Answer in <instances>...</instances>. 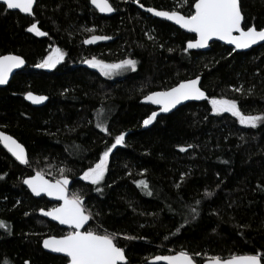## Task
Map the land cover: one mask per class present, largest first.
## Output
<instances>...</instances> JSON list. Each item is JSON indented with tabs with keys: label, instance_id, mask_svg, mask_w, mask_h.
<instances>
[{
	"label": "trees",
	"instance_id": "16d2710c",
	"mask_svg": "<svg viewBox=\"0 0 264 264\" xmlns=\"http://www.w3.org/2000/svg\"><path fill=\"white\" fill-rule=\"evenodd\" d=\"M110 2L116 9L110 16L91 0H37L32 16L0 4V55L18 54L27 62L0 88V129L18 139L29 158L23 166L0 145V221L7 225L0 228V264H68L42 247L45 237L69 229L40 215L54 204L25 187L36 171L74 179L71 192L85 198L92 216L86 230L118 234L127 264H151L158 254L182 250L199 254V264L264 257V122L241 124L229 112L214 113L210 103L213 97L236 100L245 115L264 114V44L237 52L213 42L205 52L184 51L195 36L138 4L189 15L195 0ZM241 8L244 27L264 28V0H241ZM33 23L47 35L28 31ZM92 35L110 39L84 43ZM55 46L64 61L53 70L37 67ZM93 57L137 65L110 79L84 63ZM199 75L206 101L188 103L143 129L154 110L141 102L144 96ZM28 92L46 95L47 103L33 106L25 100ZM120 133L125 142L112 149L103 181H85L83 173Z\"/></svg>",
	"mask_w": 264,
	"mask_h": 264
},
{
	"label": "snow or ice",
	"instance_id": "6c2138e0",
	"mask_svg": "<svg viewBox=\"0 0 264 264\" xmlns=\"http://www.w3.org/2000/svg\"><path fill=\"white\" fill-rule=\"evenodd\" d=\"M139 2V0H137ZM9 10L19 9L24 13L31 14L34 0H2ZM91 3L102 13H111L116 9L110 3V0H91ZM140 7H144L143 4ZM194 12L189 15H182L178 11H161L154 8H148L147 11L154 13L156 16L164 17L175 21L176 24L182 28L196 34L195 40H190L184 51L189 49H200L208 46V42L214 37L221 41H227L235 46V49H245L250 46L264 41V28L257 30L255 26L242 27L244 16L238 0H195ZM30 32H35L38 36L47 35L42 32L36 23H33L28 29ZM88 31H92L88 29ZM238 33V34H234ZM110 37L92 35L86 39L84 43L92 44L98 40H107ZM64 58V53L55 48L52 52L38 65L40 68H54ZM25 63L21 56L14 54L0 55V85L8 82L9 74L13 69L19 68ZM84 63L89 64L93 68H98L104 76H110L119 70L136 69L137 61L133 59L121 60L119 63H105L102 60H97L93 57L91 60H85ZM200 77L195 79L181 81L175 87L166 91L152 92L145 96L146 101L152 104L160 105L162 112H168L175 108L176 105L182 101L189 99L206 98V94L198 86ZM236 91L242 89L237 88ZM27 98L33 103H40L47 99L44 96H35L28 92ZM212 111L214 113L229 112L239 119L241 124L249 125L255 128L259 123L264 122V114L261 115H245L240 111L236 100L211 98ZM157 117V112H152L144 121V125H149ZM103 131L108 129L103 123L96 125ZM125 142V133H120L115 137V142L111 147L100 156L99 161L89 167L83 173V179L90 181L92 184H99L107 171V159L109 153L117 145H122ZM0 143L12 153L23 164L28 163L25 148L18 143L12 136L0 132ZM188 147H191L189 145ZM186 149L181 147L180 151ZM61 173L64 169L60 170ZM24 184L32 190V192L39 196L41 193H46L48 196H55L63 203L58 207H54L48 211L40 209L41 213L50 216L59 221L62 225H68L72 230L66 235L50 236L43 241V246L56 253L65 254L68 259V264H127L125 249L118 246V234H99L91 229L81 230L90 220L91 216L87 212L82 202V198L73 194L71 197L67 194V186L69 179L66 175H61L59 179L54 182L44 179L41 172L31 176L23 181ZM138 186L148 189L149 185L146 180L136 181ZM100 191L99 188L96 189ZM149 195L152 193L149 191ZM210 195V193H208ZM195 212V209L192 210ZM0 228H7L4 221H0ZM129 239H132L129 237ZM199 255V254H195ZM195 255H190L187 251H180L175 255L156 256L155 260L166 261L167 264H197ZM264 257L259 255H244L231 256L227 259L220 257H213L207 264H261ZM28 264V262H25Z\"/></svg>",
	"mask_w": 264,
	"mask_h": 264
},
{
	"label": "water",
	"instance_id": "95a60500",
	"mask_svg": "<svg viewBox=\"0 0 264 264\" xmlns=\"http://www.w3.org/2000/svg\"><path fill=\"white\" fill-rule=\"evenodd\" d=\"M238 2H239V6H240V8H241V0H238ZM36 3H37V0H34L33 9H32V13H31V14L24 13V12L20 11L19 9H13V10H10V11L19 12V13H21V14H23V15H26V16H32V15L34 14V9H35ZM110 3H111V2H110ZM0 4H3V3H2V0H0ZM91 4H92V3H91ZM3 5H4V4H3ZM140 5H141V4H138L139 7H140ZM5 6H6V5H5ZM92 6L95 7L93 4H92ZM113 7H114V6H113ZM95 8H96V7H95ZM140 8H141L143 11H145V12L151 14L152 16H154V17H156V18L161 19V20H164V21H167V22H169V23L175 25L176 27H178V28L181 29L182 31L194 35V36H195V39L197 38L195 33H192V32H190V31H188L187 29L182 28L180 25L176 24L175 21H173V20H169V19L164 18V17L156 16L154 13H151V12H148V11H147L148 8H154V7H146V6H144L143 8H142V7H140ZM96 9H97V8H96ZM154 9H157V8H154ZM8 10H9V9H8ZM97 10H98V9H97ZM157 10L168 11V10H163V9H157ZM194 10H195V9H194ZM241 11H242V8H241ZM99 12H100V11H99ZM115 12H116V11L111 12V13H102V12H100V13H102V14H104V15H106V16H110V15L115 14ZM168 12H172V11H168ZM178 12H179V11H178ZM180 14L184 15V14L181 13V12H180ZM242 15L244 16L243 12H242ZM242 27H244V21H242ZM245 30H246V28H245ZM257 30H259V29L257 28ZM234 34H238V33H234ZM195 39H193V40H195ZM213 42H219V43H221V44H224V45H226V46H228V47L233 48V49L236 50L237 52H246V51L251 50L252 48H255V47L259 46V45L264 44V41H261V42H258V43H256V44L250 46L249 48H245V49H235V46H234V45L228 43L227 41H221V40H219L218 38H215V37H214L212 40H210V41L208 42V46H206V47H204V48H200V49H190V50H193V51H203V52L208 51V50L211 48V44H212ZM9 54H14V53H9ZM4 55H7V54H4ZM14 55H18V54H14ZM18 56H21V55H18ZM21 57L24 59L25 63H24L22 66H20L19 68L13 69L12 72L9 74L8 82L5 83V84L0 85V88L6 87V86L10 83V81L12 80V78H13V77H14L19 71H21L22 69H24V68L27 66V62H26L25 58H24L23 56H21ZM196 77H197V76H196ZM196 77H193V78H190V79H195ZM199 77H200L201 79H200V82H199V85H198V86L201 88L202 91L205 92V94H206V98H201V99H189V100H186V101H182L180 104L176 105L175 108L170 109V111H168V112H162V111L160 110V109H161V106H160V105L152 104L150 101H146V100L144 99V97H145V96H144V97L142 98L141 102L144 103V104H146V105L152 106V107L154 108V110H153L152 112H157V117H156L155 120H153V122H152L151 124H149V125H144V124H143V126H142L143 129L150 128V127L155 123V121H156L161 115H168V114H170V113H173L174 111H176V110L179 109L180 107H182V106H184V105H186V104H188V103H191V102H203V101H206V100L208 99V95H207V92L202 88V76L199 75ZM190 79H186V80H190ZM186 80H183V81H186ZM179 83H180V82H179ZM179 83H178V84H179ZM176 85H177V84H176ZM176 85H175V86H176ZM175 86H173V87H175ZM171 88H172V87H171ZM169 89H170V88H169ZM166 90H168V89H166ZM166 90H157V91H154V92H158V91H166ZM31 93H33L35 96H44V97H47L46 95L36 94V93H34V92H31ZM151 93H152V92H151ZM149 94H150V93H149ZM149 94H147V95H149ZM147 95H146V96H147ZM25 100H26L27 102H29L30 104H32L33 106H35V107H40V106H43V105H45V104L47 103V101H48V97H47V99L43 100V101L40 102V103H33V101L30 100V99H28L27 96L25 95ZM150 115H151V114H150ZM0 132H4L5 134L12 136L11 134H9V133H7V132L1 130V129H0ZM12 137H13L15 140H17L18 143L22 144V143H21L18 139H16L14 136H12ZM0 144H1V146L7 151V153H8V154H9L14 160H16L19 164H21V165H23V166H26V165L29 163L28 151H27L26 147H25L23 144H22V145H23L24 148H25V152H26L27 159H28V163H27V164H23V163H21L19 160L16 159L15 156L12 155L11 152L8 151V149L4 146L3 143H0ZM36 173H37V172H35V173H34L33 175H31V176L36 175ZM42 174H43V173H42ZM43 175H44V179H46V180H51V181H53V182L55 181V180L50 179V178H49L48 176H46L45 174H43ZM31 176H28V177H26L25 179H27V178H29V177H31ZM67 177H68V176H67ZM68 179H69V184H68V186H67V194L69 195V197H71V196H70V191H71V187H72V185L74 184V179H72L71 177H68ZM24 185H25V187L29 190V192L31 193V195H32L33 197H35V198L45 197L49 202L55 204L54 207H58L60 204L63 203V201H62V200H59L57 197H55V196H48L46 193H41L39 196H37V195H35V194L32 192V190L28 187V185H26V184H24ZM82 202H83V204L85 205V198H82ZM54 207H52V208H54ZM84 207H85V206H84ZM52 208L44 209V210H45V211H48V210H50V209H52ZM87 212H88V211H87ZM88 213H89V212H88ZM89 214H90V213H89ZM40 215H41L42 217H44L45 219L49 220L50 222H53V223L57 224V225L60 226L61 228L72 230L68 225H62V224L59 223V221L53 219L52 217H50V216H46V215H43V214L41 213V211H40ZM90 216H91V214H90ZM91 222H92V216H91L90 220L87 222V224L84 226V228H82L81 230H82V231H83V230H86L87 227L90 225ZM65 235H66V234H65ZM51 236H56V235H51ZM60 236H62V235H60ZM48 237H50V236H47V237H45L44 239H46V238H48ZM57 237H59V236H57ZM44 239H43V241H44ZM42 247H43V249H44L46 252H48V253H51V254H54V255H59V256H64V257H66L65 254H62V253H56V252H53V251L50 250V249H46V248L43 246V242H42ZM177 253H178V252L169 253V254H158V255H156V256H168V255H175V254H177ZM125 255H126V254H125ZM190 255H191V254H190ZM244 255H253V254H244ZM244 255H236V256H244ZM156 256L150 258V259L148 260V263H151V264H167L166 261H163V260L157 261V260H155V257H156ZM227 258H230V257H227ZM227 258H222V259H227ZM126 259H127V257H126ZM211 259H212V258L205 259L201 264H207V262H208L209 260H211ZM127 262H128V259H127ZM196 262H197V261H196ZM197 264H199V263L197 262ZM261 264H264L263 260L261 261Z\"/></svg>",
	"mask_w": 264,
	"mask_h": 264
},
{
	"label": "rangeland",
	"instance_id": "374dc122",
	"mask_svg": "<svg viewBox=\"0 0 264 264\" xmlns=\"http://www.w3.org/2000/svg\"><path fill=\"white\" fill-rule=\"evenodd\" d=\"M55 48H59V47H57V46H55V47H53L52 49H51V51H50V53L52 52V50L53 49H55ZM60 49V48H59ZM61 50V49H60ZM62 51V50H61ZM63 52V51H62ZM49 53V54H50ZM64 53V52H63ZM48 54V55H49ZM47 55V56H48ZM64 59H65V53H64V58H63V60H61L54 68H43V69H46V70H53V69H55L60 63H62L63 61H64ZM97 60H99V59H97ZM105 62V61H104ZM41 63V62H40ZM39 63V64H40ZM105 63H119V62H105ZM88 66L89 67H91L89 64H88ZM91 68H93V67H91ZM93 69H95V70H97V71H99L100 72V70L98 69V68H93ZM129 71H132V69H128V70H119V71H116V72H114L113 74H111L110 76H104L101 72V74L104 76V77H107V78H110V79H118V78H122L123 76H125ZM231 114V113H230ZM236 117V116H235ZM110 154H111V152L109 153V156H108V159H107V168H108V164H109V157H110ZM38 172H40V171H38ZM107 172V171H106ZM106 172H105V174H106ZM41 173H43V174H45L46 176H48L50 179H52V180H57V179H59L60 177H55V176H50L49 174H47V173H44V172H41ZM104 177H105V175H104ZM86 181V180H85ZM103 181V180H102ZM88 182H90V181H88ZM73 195V193L70 191V196H72ZM54 207V206H53ZM71 230H69L68 232H70Z\"/></svg>",
	"mask_w": 264,
	"mask_h": 264
},
{
	"label": "flooded vegetation",
	"instance_id": "af4514ba",
	"mask_svg": "<svg viewBox=\"0 0 264 264\" xmlns=\"http://www.w3.org/2000/svg\"><path fill=\"white\" fill-rule=\"evenodd\" d=\"M36 172H38V171H36ZM52 204H53V203H52ZM53 206H55V204H54Z\"/></svg>",
	"mask_w": 264,
	"mask_h": 264
},
{
	"label": "bare ground",
	"instance_id": "6f19581e",
	"mask_svg": "<svg viewBox=\"0 0 264 264\" xmlns=\"http://www.w3.org/2000/svg\"><path fill=\"white\" fill-rule=\"evenodd\" d=\"M1 145V144H0Z\"/></svg>",
	"mask_w": 264,
	"mask_h": 264
}]
</instances>
